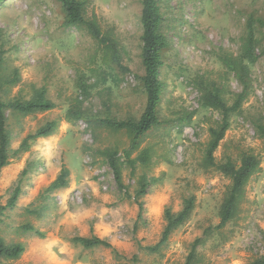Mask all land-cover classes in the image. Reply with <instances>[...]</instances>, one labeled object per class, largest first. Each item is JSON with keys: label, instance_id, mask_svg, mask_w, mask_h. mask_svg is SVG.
<instances>
[{"label": "rangeland", "instance_id": "374dc122", "mask_svg": "<svg viewBox=\"0 0 264 264\" xmlns=\"http://www.w3.org/2000/svg\"><path fill=\"white\" fill-rule=\"evenodd\" d=\"M83 1L88 17L95 16L102 30L119 41L123 65L130 70L111 71L109 82L97 85L84 109L104 112L109 100L114 117L139 118L146 105L139 80L144 74L142 0ZM159 5L161 30L169 43L160 75L165 86L161 117L170 124L145 137L141 150H151L148 165L137 163L132 171L122 159L124 193L100 152L111 149L122 155L130 145L127 133L65 120L78 97V77L102 64L99 45L85 30L63 27L58 0H0L3 73L9 76L17 70L19 75V83L0 97L5 102L30 100L36 89L45 88L56 104L52 111L30 116L7 113L10 163L0 174V207L17 186L21 194L15 207L0 217V237L26 247L22 257L9 264H184L193 242L219 224L231 180L205 169L203 162L209 130L220 115L201 106L193 82L204 78L224 84L225 98L232 102L241 86L220 57L240 53L247 17L264 19V0H160ZM251 78L252 93L242 111L232 116L215 157L217 162L231 158L239 163L241 154L250 152L259 157L260 169L249 181L236 218L198 248L202 264H251L264 256V142L255 128L258 121L264 124V57L251 66ZM189 114H194L191 123H180ZM52 121L58 123L52 136L30 140L27 150L21 149L28 136ZM64 167L69 171L67 187L48 191ZM143 183L147 190L138 201L144 213L136 228L135 198ZM190 197L196 200L190 219L158 251L148 250L162 238L166 209L178 213ZM29 226L34 231H28ZM93 236L110 242L115 251L85 249L74 242L75 237Z\"/></svg>", "mask_w": 264, "mask_h": 264}, {"label": "trees", "instance_id": "16d2710c", "mask_svg": "<svg viewBox=\"0 0 264 264\" xmlns=\"http://www.w3.org/2000/svg\"><path fill=\"white\" fill-rule=\"evenodd\" d=\"M61 3L64 14L63 27L67 29L85 30L99 45L102 51V64L96 65L89 70V75H80L77 79L78 97L70 104L65 120L69 123L78 121L84 122L88 127H98L111 132H126L130 139V145L123 150L121 155L118 150L106 149L100 152L106 164L113 172L115 183L121 192L127 193L123 182V164L134 171L137 163L148 165L151 159V150H141L145 137L157 128L169 125L170 122L161 117V104L164 95V83L160 79L161 71L164 67V54L169 47L167 37L162 32L163 17L159 5L160 0H142L141 24L142 51L141 61L144 74L139 77L140 83L146 94V105L139 118L126 117L119 119L112 115L111 102H104V112L94 113L84 109L85 103L93 99V91L100 83H108L111 71L115 68L122 73H129V69L123 65L122 51L119 41L110 32L102 30L95 16L88 17L86 2L83 0H58ZM264 19L253 14L248 15L246 21V31L241 38V50L238 55L223 54L220 60L226 70L234 75L235 80L241 86V91L234 95L232 102L225 98L224 84L218 81H208L204 78H197L193 82L194 89L198 92L200 104L204 109L212 110L220 115L217 126L209 130L210 140L206 147L203 167L214 169L231 180V186L227 191L221 204L219 217L220 222L215 228L205 231L204 237L196 239L187 256L184 264L200 263L198 248L206 242V238L213 231H221L236 218L239 213L240 205L246 198V189L251 178L259 171L261 161L259 157L250 152L241 154L240 162L229 158L225 162H217L215 153L220 143L224 140L231 127V118L242 111L243 105L247 102L252 93L251 66L258 63L264 57ZM0 44V93L5 89L11 88L19 83V75L15 70L11 75H4V64L6 51ZM95 82L91 83V80ZM56 108V104L47 97L45 88L36 89L30 100L14 98L5 102L0 97V174L10 163L11 136L8 130V115L30 116L38 113L49 112ZM194 114H189L181 118L180 123L190 124ZM184 119V120H183ZM56 121L48 122L41 127L35 134L28 136L21 146V149L29 147L30 140L48 138L57 130ZM258 137L264 142V124L258 121L255 124ZM141 150V151H140ZM140 154L133 158L135 152ZM69 171L64 167L59 177L52 183L48 191L66 188L68 185ZM147 184H142L141 190L136 195L139 215L136 223L143 219L144 204L138 199L145 195ZM21 194L20 186L13 191L11 198L6 206L0 207V217L10 208L15 207ZM196 207L195 197L185 199L183 209L174 213L170 208L165 211L166 226L162 233L160 242L149 247L150 251H158L161 246L166 244L173 233L182 227L192 216ZM34 231V228H26ZM38 236L42 234L36 232ZM74 242L85 249L96 247L110 248L115 251L113 246L105 239L97 236L75 237ZM26 247L23 244H8L0 237V264H9L16 261L25 253ZM251 264H264V256L254 260Z\"/></svg>", "mask_w": 264, "mask_h": 264}]
</instances>
